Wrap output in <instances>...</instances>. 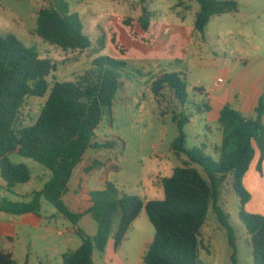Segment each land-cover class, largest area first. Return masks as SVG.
<instances>
[{"label":"trees","instance_id":"1","mask_svg":"<svg viewBox=\"0 0 264 264\" xmlns=\"http://www.w3.org/2000/svg\"><path fill=\"white\" fill-rule=\"evenodd\" d=\"M195 1L200 5L194 23L196 32H203L212 16L239 9L236 0ZM68 3L55 0L50 7L39 9L36 33L64 51H84L92 43L82 30L79 14L71 12ZM139 21L143 29L149 28V13L145 9ZM123 67L122 61L101 56L74 80L54 79L50 87L47 78L57 69V63L42 58L35 48L26 47L14 34L0 37V173L6 190L12 193L17 184L32 177L25 164H12L11 155L33 159L52 173L29 201L2 198L0 211L11 216L39 215L45 200L73 225H78L83 216L93 215L98 223L95 236L89 237L76 228L81 245L63 253L61 264H95L93 252L106 249L115 220L118 226L114 243L118 248L145 209L155 229L143 263L199 264V231L212 207L226 230L231 263L237 264L235 231L229 224V215L219 204L227 184L240 200L239 218L247 232L252 262L264 264V215L244 211L251 197L244 186L246 173L255 158L258 169L264 163L262 99L255 109V118H245L229 104L223 107L217 120L222 140L214 159L199 148L189 149L185 145L184 126L190 117L183 112L189 96L184 75L172 72L158 75L152 82V92L161 115L171 113L177 127L179 135L172 144L173 152L184 154L187 160L175 167L170 177H157L154 186L162 188V200L128 195L109 183L95 195L88 193L87 182L104 165L89 151L114 150L124 144L119 136L98 139L97 135L120 89ZM47 91L48 97L35 123L24 125L22 109L27 99L40 98ZM0 264H16L12 253L0 249Z\"/></svg>","mask_w":264,"mask_h":264},{"label":"rangeland","instance_id":"2","mask_svg":"<svg viewBox=\"0 0 264 264\" xmlns=\"http://www.w3.org/2000/svg\"><path fill=\"white\" fill-rule=\"evenodd\" d=\"M66 1L70 11L79 14L82 30L92 43L90 48L64 51L36 33L38 10L50 7L55 0H0V37L14 34L26 47L35 48L42 58L56 62L57 69L47 78L50 87L54 79L74 80L101 56L124 63L118 94L97 130L98 139L119 136L124 144L114 150L89 151L104 165L87 182V191L95 195L109 183L128 195L162 200L163 190L154 186V182L157 177H170L172 170L183 165L187 157L172 150L179 133L171 113L161 115L152 82L165 72L184 75L189 96L183 112L190 117L184 126L185 145L189 149L199 148L216 159L210 142H217L222 132L213 112L206 111L209 103L214 104L207 94L215 78L225 79L223 87L233 82V77L244 66L241 59L248 60L251 70H259L264 65V0H236L237 12L212 16L203 32L195 30V17L200 7L195 0ZM143 9L149 13L147 29H143L139 21ZM229 71L232 73L230 79L226 78ZM48 93L27 99L22 109L24 125L35 123ZM229 105L233 107V103ZM9 158L12 164L23 163L29 167L32 177L26 183L17 184L12 193L6 190L0 177V201L4 197L13 202L29 201L33 192L49 181L52 173L33 159L17 154ZM256 173L254 170L248 177L250 182ZM259 181L264 183V179ZM228 187L227 184L223 187L219 204L229 215V224L235 231L237 264H253L247 232L239 218L240 200ZM256 199L244 211L263 216L264 208ZM37 216L44 217L45 221L35 228L19 221L18 216L11 220L10 215L0 211V245L8 247L6 233L14 232L17 235H13L9 248L16 264H59L60 251L78 249L81 239L72 231L62 237L58 235L62 230L59 214L48 201H43ZM95 220L89 214L77 226L92 237L91 227H95ZM117 226L116 219L111 237ZM154 229L142 209L124 245L131 264L137 263L144 243L153 240ZM225 232L211 207L199 231V264H232ZM98 257L96 253L95 259Z\"/></svg>","mask_w":264,"mask_h":264},{"label":"crops","instance_id":"3","mask_svg":"<svg viewBox=\"0 0 264 264\" xmlns=\"http://www.w3.org/2000/svg\"><path fill=\"white\" fill-rule=\"evenodd\" d=\"M241 61L244 66L242 70L238 71L237 75L233 77V82H230L228 87L221 86V84L225 82L224 78L221 77L215 78V80H213L212 90H210V92L207 94V98L210 101L214 100V104L209 103L207 105L208 108H206L207 109L206 111L208 114L213 112L216 121L219 120L220 112L223 109V107L226 104H231V103H233V107L237 109L239 112H241L245 118H255L256 117L255 109L259 103V100L262 99L264 101V65L259 70H251L249 69V62L247 59H241ZM231 75L232 73L229 71L228 74L226 75L227 76L226 78L230 79L229 76ZM215 81H220V85L218 87L214 85ZM231 88H233L232 91ZM262 122L264 123V117ZM221 140H222V135L217 142L215 143L210 142V148L214 151L216 159H217V155L215 149L219 145ZM205 148H207V145H205ZM254 170L257 173L254 176L253 181L250 182L248 180V177L254 174ZM263 173H264V163L260 167V169H258V158H255L244 178L245 189L250 193L251 196L250 200L246 205V208L249 206V204L252 202V200L255 197L257 198L256 199L257 203L264 208V183L259 181V179H264ZM0 177H2V175ZM41 189L42 187L38 191H40ZM14 217L16 216H11V220H14ZM18 217H20L19 221H22V223L29 224L30 226H33L35 228L39 227V225H41L43 221H45L44 217L41 216L39 218L37 215H34L33 213L24 214ZM83 217L80 219L79 223L82 221ZM59 218H60L59 222L62 225V230L58 232L59 236L62 237L64 236L65 233L68 234L70 231L75 232L76 228L80 229L77 225H73L63 215L59 214ZM135 221L133 222L132 227L127 232L126 238L123 241L122 245H120L118 248L115 247L114 235H113L112 237L111 236L109 237L107 247L103 252H99L98 250H96L97 252H93V259L95 264H131L128 257L129 252L127 251L125 252L124 245L127 240L129 241V233L131 229L134 228ZM13 224H10V226H12ZM94 225L95 227L94 226L91 227L92 228L91 230L93 232L92 237L95 236L97 232L98 223L96 222V224ZM14 234L16 233L10 231L6 233V239L9 242L8 247L4 245L3 246L0 245V249L8 250L9 252L12 253V255L13 252L10 250L9 247H11L13 244ZM70 240L71 238L68 237V241ZM151 242L152 240L151 241L149 240L144 243L143 251H140L136 264H144L143 255L145 251H147L148 246L150 245ZM67 251H70V248L60 251L59 264H61V257L63 253ZM96 253L99 255V257L95 259Z\"/></svg>","mask_w":264,"mask_h":264},{"label":"built area","instance_id":"4","mask_svg":"<svg viewBox=\"0 0 264 264\" xmlns=\"http://www.w3.org/2000/svg\"><path fill=\"white\" fill-rule=\"evenodd\" d=\"M214 85H215L216 87H218V86L220 85V81H215V82H214Z\"/></svg>","mask_w":264,"mask_h":264}]
</instances>
